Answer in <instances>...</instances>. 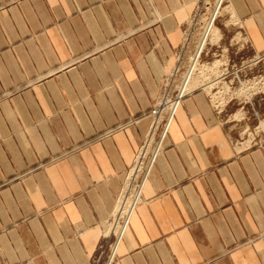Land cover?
I'll return each mask as SVG.
<instances>
[{
	"label": "crops",
	"instance_id": "crops-1",
	"mask_svg": "<svg viewBox=\"0 0 264 264\" xmlns=\"http://www.w3.org/2000/svg\"><path fill=\"white\" fill-rule=\"evenodd\" d=\"M196 1L0 0V264H92ZM226 4L264 53V0ZM250 96H182L110 264H264Z\"/></svg>",
	"mask_w": 264,
	"mask_h": 264
},
{
	"label": "rangeland",
	"instance_id": "rangeland-1",
	"mask_svg": "<svg viewBox=\"0 0 264 264\" xmlns=\"http://www.w3.org/2000/svg\"><path fill=\"white\" fill-rule=\"evenodd\" d=\"M213 1L214 0H208L210 6L203 5L201 10L199 9V11L197 12L198 15L194 19L195 25L193 26V31L188 42V44L190 45L198 44L196 49L198 53L201 46L203 47L204 44H206V50H202L203 52H201L197 62L194 61L193 63L188 64L187 60H183L181 66L179 65V71L172 79V85L170 86L171 90L169 91V93H167L168 96L166 97V99H170L171 97H173L175 89L177 90V88L180 93H184L191 91L192 88L194 89L200 86L208 92L213 105L217 110L220 111L224 106L228 104L232 105L233 107H240L244 104H247L251 99V93L254 91H261L262 93H264V53L254 55L252 54V52L245 49L246 41L239 32V24L235 20L232 12H230V8L228 7V5L224 2L221 3V0L215 1L214 9L217 10L215 17L211 16L209 21L206 22V25L203 26L206 21V17L211 11ZM212 18L214 21L210 22ZM188 22L189 21L187 19L183 23V26L188 24ZM212 27L220 32V37L216 42L211 41L210 34L208 33ZM182 39L183 32L181 43L183 42ZM227 44H229L230 47L226 46ZM190 52L191 50L187 54L189 55ZM216 61H221L222 65L208 72H200L202 66L211 65ZM172 71L173 70L171 69L170 73ZM163 83L164 82H161V86ZM153 106L154 105L151 106L150 110ZM148 115H150V112H148ZM233 117L238 119L241 117V114L235 113ZM157 119L158 120L156 121L157 123H159L158 129L155 131L154 125L151 126L149 132L146 135V144L142 146V150H139L136 158L134 159V162H132L133 164H131L132 166H130L129 171L126 173L125 180L128 179L129 173L132 171V169L136 167L133 170L134 176L127 181H124L121 192L119 193V196L117 198V203L112 214V218L110 217V219L106 223L107 234H104L105 241H102L100 244H98V246L101 245L100 251L103 250V252L102 254H99V251L96 250L92 264H105L107 254H109V243H112L114 240L112 235L114 234L117 240L120 238L119 236L121 231H118V233H114L112 229L118 225L119 227H123L125 230L129 213L132 211L135 204L139 201V198L135 196L137 198L136 199L134 197V195L137 194L135 193V181L141 173L143 165L141 167V171L138 172L140 168V166L138 168V164L140 163L141 156H143L145 159H148L149 161L153 154V149L157 143L158 134L164 118L161 119V116H158ZM169 119L167 120V123L165 125L166 128ZM262 122H264V112H262L259 117L256 118V120H254L251 126H249V130L246 129L244 131L243 145H248L249 142H251L253 139L257 140L263 136L264 130L260 128V124ZM149 154L151 155L150 158L148 157ZM137 162L138 164H136ZM143 162L144 159L141 160L142 164ZM148 166L149 164H147L145 172L140 178L141 185L145 181V177L148 174ZM133 178H136L135 181L133 180ZM128 198L130 199L127 202ZM134 198L136 199V201L133 205ZM125 205H127V208L126 214L123 217L124 219L126 215L127 217L122 223H120V220L118 221L119 223H116V216H120L119 213H122L121 209ZM115 245L116 244L112 246V251H114Z\"/></svg>",
	"mask_w": 264,
	"mask_h": 264
},
{
	"label": "built area",
	"instance_id": "built-area-1",
	"mask_svg": "<svg viewBox=\"0 0 264 264\" xmlns=\"http://www.w3.org/2000/svg\"><path fill=\"white\" fill-rule=\"evenodd\" d=\"M215 1H213V6L211 8V11L210 13L208 14V16L206 17V21L204 23L203 26L206 25V22L209 21L210 17L216 15V9H214V5H215ZM221 3L224 2L226 3V0H221L220 1ZM220 3V4H221ZM203 5H209L208 3V0H197L195 5H194V12L193 14L191 15V17L188 19V24H186L185 26H183V42L179 45V48L177 49L176 53H175V64H174V67L172 68V72L169 73V75L167 77L164 78L163 80V84L161 86L162 88V91H161V94H160V97L156 100V102L154 103V106L152 107V109L149 111L150 112V126H149V129L151 128L152 125H154V130L156 131L158 129V124L156 120L158 116H161V119L164 118L163 120V123L161 125V129L159 131V134H158V139H157V143L153 149V155H152V158L149 159L150 162H149V166L147 167L149 169L154 157H155V154L157 153L158 151V148H159V143H160V140H161V137L165 131V125L167 123V120L170 118L171 114L173 113L174 111V107L176 106V104H178L179 100L182 98V96L187 93V92H184V93H180L178 88L177 90L175 89V93L173 94V97H171L170 99H166V97L168 96L167 93H169V91L171 90L170 89V86L172 85V79L174 78V76L176 75V73L179 71V65L181 66V63L183 62V60L185 59V61L187 60L188 64H191L193 63L194 61L197 62L201 52H203L202 50L204 49V51L206 50V44L203 45V47L201 46L200 50H199V53L198 51H196L197 49V45L198 44H195V45H190L188 44L189 42V39H190V36H191V33L193 31V26L195 25V18L196 16L198 15V11L199 9L201 10L202 6ZM210 6V5H209ZM218 8V6H217ZM215 19V18H214ZM214 21L213 18L211 19L210 22ZM191 50L190 54L188 55L187 53H189V51ZM185 56V57H184ZM172 105H174L173 107H171ZM166 114V115H165ZM149 129H148V132H149ZM146 141H147V138L145 137V139L143 140L142 144L140 145L139 149L137 150L135 156H134V159L136 158V155L138 154L139 150L142 148V146L144 144H146ZM151 153V152H150ZM150 154L148 155V157L150 158ZM147 157V158H148ZM141 157H140V163L138 164V167L140 166L139 168V172L141 171V167H142V163H141ZM134 162V160H133ZM138 163V162H137ZM133 164V163H132ZM148 164V159H146L144 161V165H143V170L141 171V173L139 174V176L137 177L136 181H135V193H137L136 195H134V197L136 196L138 198L139 196V190H140V185L139 182H140V178L143 176L144 174V167L146 168ZM132 166V165H131ZM129 171V170H128ZM133 196V195H132ZM131 196V197H132ZM135 197V198H136ZM134 198V201H133V205L135 204V201L136 199ZM127 217V215H126ZM125 217V219H126ZM112 218V216H111ZM124 217L121 218V217H117L116 216V219H115V222L117 223L119 220H120V223H122L124 220ZM119 223V222H118ZM125 223V222H124ZM125 225V224H123ZM114 240H113V244L110 242L109 243V254H107V257H106V262L105 264H110L111 261H112V258H113V251L111 250L112 246H114V243L117 241L115 235L113 234L112 235ZM111 240V241H112ZM113 249V248H112ZM96 250L99 251V254L103 252L100 251L101 250V245L100 246H97Z\"/></svg>",
	"mask_w": 264,
	"mask_h": 264
},
{
	"label": "bare ground",
	"instance_id": "bare-ground-1",
	"mask_svg": "<svg viewBox=\"0 0 264 264\" xmlns=\"http://www.w3.org/2000/svg\"><path fill=\"white\" fill-rule=\"evenodd\" d=\"M230 12H231V10H230ZM209 34H210V37H211V41L212 42H216L218 39H219V37H220V32L217 30V29H215V28H211V30L208 32ZM223 62V61H222ZM220 65H222V63H221V61H216V62H214L213 64H211V65H204V66H202V69H201V73L202 72H208V71H211V70H214V69H216V68H218ZM195 84V83H194ZM193 89V88H192ZM191 89V90H192ZM174 105H172L171 107H173ZM176 106H177V104H176ZM175 106V107H176ZM175 107L173 108V109H175ZM260 128L261 129H263L264 130V122H262L261 124H260ZM142 150V149H141ZM144 152V151H143ZM146 152V151H145ZM154 153V152H153ZM140 154V153H139ZM153 155V154H152ZM139 156V155H138ZM141 156V155H140ZM151 158H152V156H151ZM150 158V159H151ZM141 159H144V161L146 160L143 156H141ZM139 160V159H138ZM149 162H150V160L148 161V164H149ZM136 164H138V163H136ZM143 165H144V162H143ZM136 168V167H135ZM134 168V169H135ZM139 168V167H138ZM134 169H132V171L129 173V176H128V179H130V178H132L133 176H134V174H133V170ZM145 167H144V172H145ZM137 170V169H136ZM141 170V169H140ZM142 170H143V168H142ZM137 172V171H136ZM139 172V171H138ZM133 174V175H132ZM135 175H136V173H135ZM127 179V180H128ZM136 179V178H135ZM135 179L133 178V180L135 181ZM127 180H125V181H127ZM133 180H132V183H133ZM138 185H141L140 184V182H139V184ZM130 193V192H129ZM129 199L130 198H128V200H127V202L129 201ZM126 200V199H125ZM122 204V203H121ZM123 204H124V202H123ZM129 207V206H128ZM126 208H127V205H125V206H123L122 207V209H121V211H122V213L120 212L119 214H120V216L119 217H121V218H123V216H125V214H126ZM115 225H116V223H115ZM118 227V225L117 226H115L112 230H113V232L115 233V231L118 229L117 228Z\"/></svg>",
	"mask_w": 264,
	"mask_h": 264
}]
</instances>
